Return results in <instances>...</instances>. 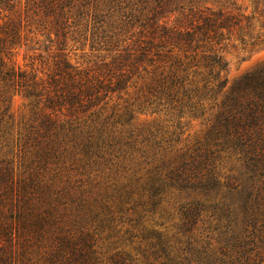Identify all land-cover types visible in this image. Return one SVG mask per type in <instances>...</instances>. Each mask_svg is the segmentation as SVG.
<instances>
[{
	"label": "trees",
	"instance_id": "trees-1",
	"mask_svg": "<svg viewBox=\"0 0 264 264\" xmlns=\"http://www.w3.org/2000/svg\"><path fill=\"white\" fill-rule=\"evenodd\" d=\"M225 47L264 0H0V264H264V64L226 89Z\"/></svg>",
	"mask_w": 264,
	"mask_h": 264
},
{
	"label": "rangeland",
	"instance_id": "rangeland-1",
	"mask_svg": "<svg viewBox=\"0 0 264 264\" xmlns=\"http://www.w3.org/2000/svg\"><path fill=\"white\" fill-rule=\"evenodd\" d=\"M247 1L248 0H241L243 4H246ZM29 54L30 52L25 51L24 48H20L15 54V63L21 67H26L30 61ZM222 54L225 62L227 63L224 71L226 89L232 86L243 75L264 64V49L243 53L233 49L232 47H225ZM70 57L71 61L81 63L83 65L86 64L85 60L88 59L86 56L81 54L80 49L72 51ZM9 113L14 122L26 119L29 115V106L27 105V101L21 96H14L9 104ZM153 118L154 116H150L148 114L139 116L141 121H150ZM185 129V134H189L192 137L199 134L201 131V119H191Z\"/></svg>",
	"mask_w": 264,
	"mask_h": 264
}]
</instances>
